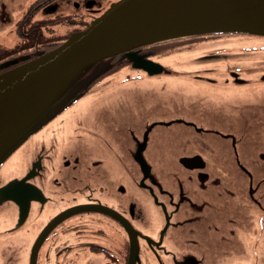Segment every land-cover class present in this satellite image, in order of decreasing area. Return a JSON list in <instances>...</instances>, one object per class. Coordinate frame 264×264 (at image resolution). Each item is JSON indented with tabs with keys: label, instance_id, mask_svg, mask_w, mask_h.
Returning <instances> with one entry per match:
<instances>
[{
	"label": "flooded vegetation",
	"instance_id": "af4514ba",
	"mask_svg": "<svg viewBox=\"0 0 264 264\" xmlns=\"http://www.w3.org/2000/svg\"><path fill=\"white\" fill-rule=\"evenodd\" d=\"M36 2L32 12L41 11L43 18L66 4L84 11V28L111 5ZM36 21L38 27L29 25L19 36L24 45L8 48L17 52L0 64L26 62L66 40L45 41L47 19ZM35 31L41 39H31ZM256 37L264 39L210 33L153 42L100 59L67 86L0 164L36 136L28 168L0 177V188L20 182L15 201L0 200V209L16 210L13 224L0 227V264H22L16 248L25 254L23 264L32 257L34 264H247L250 254L252 264H264V98L256 92L252 102L231 104L222 117L194 88L214 86L217 73L233 85H247L245 66H215L211 58L228 57L235 43L233 55L258 52L264 46L245 44ZM169 78H185L188 86L169 83L165 91ZM259 78L264 84V72ZM154 80L161 81L160 93L149 92ZM140 83L147 86L137 88ZM128 88L144 91L149 102H106L112 109L93 108L88 124L86 117L55 122L89 94ZM138 110L144 111L141 135L133 124ZM20 237L25 246L22 240L18 247Z\"/></svg>",
	"mask_w": 264,
	"mask_h": 264
},
{
	"label": "water",
	"instance_id": "95a60500",
	"mask_svg": "<svg viewBox=\"0 0 264 264\" xmlns=\"http://www.w3.org/2000/svg\"><path fill=\"white\" fill-rule=\"evenodd\" d=\"M210 33L264 37V0L111 3L86 28L53 49L0 73V164L35 128L67 82L87 66L153 42ZM19 184L12 180L1 187L0 200L15 201L13 192Z\"/></svg>",
	"mask_w": 264,
	"mask_h": 264
},
{
	"label": "rangeland",
	"instance_id": "374dc122",
	"mask_svg": "<svg viewBox=\"0 0 264 264\" xmlns=\"http://www.w3.org/2000/svg\"><path fill=\"white\" fill-rule=\"evenodd\" d=\"M74 0H70L72 2ZM102 4L104 5V8L106 9L112 1L115 0H100ZM36 0H0V49L4 48H12L14 45L22 44L26 40L18 39L19 36L22 37V34L27 33V28L29 25L32 27H38L40 22H37L36 20L40 19H47L45 24H48L50 26L49 28H44V40L47 42L50 41H57V40H64V38L68 37L71 33L78 31L79 29H84L83 21L88 20L89 16L86 15L84 11H76L72 5L66 4L63 9L58 10V14L49 17V18H43L41 11L37 15L34 16L33 14V7L35 6ZM67 15V17H64ZM34 16V17H33ZM35 24H33V23ZM42 25V22H41ZM247 46H264V39L260 37H256L253 40L250 39L246 41ZM236 45V46H235ZM238 45V46H237ZM239 44L235 43L229 50V53H232L231 55H228V57H215L211 58L212 60L216 61V65H231L234 66L242 64V66L246 67V72L242 75L244 78L248 79V83L245 86H237L233 85L231 82L225 81V76H222L221 73H217L216 76V83L214 86H209L207 84L198 83L195 89L199 90V93L204 95L206 105L207 103L215 108L217 110H220L216 114L221 115L224 117V112L229 111V108H231V104L236 105L244 102H252L256 97L254 93L261 94L264 98V84L260 81L259 74L264 72V67L260 64V62L264 61V49L260 51H251L248 52L247 55H233L238 50ZM1 51V50H0ZM192 52V54L187 55L188 58L183 59V64L187 62V60L191 59L192 57H197L199 55L200 50L198 52ZM212 53V51L210 52ZM190 56V57H189ZM236 58V59H235ZM229 59V60H228ZM177 63L173 62V65ZM174 67V69L176 68ZM177 68H180L178 66ZM224 69V67L222 68ZM184 82H179L178 79H167L168 82L167 86H165V91H169L166 88H169L172 84L175 85V83H180L182 86V89L185 90L187 88V80L185 78L181 79ZM262 83H260V82ZM153 84L148 85L149 92L154 93L155 89L157 93H160V87H161V81H153ZM166 82V83H167ZM172 83V84H169ZM137 88L141 87V89H144L147 85L145 83L136 84ZM137 88H128L127 91L125 89H115V90H121L115 91L110 90L109 92L105 93H99L95 92L92 94L87 95L82 100H79L75 105H73L70 110L65 112L63 115L59 116V118L55 121L58 122V120L63 119V121H72L74 119L78 118H85L87 119V124L91 122L90 120L93 118L92 112L93 108L102 105L106 110L112 109L111 106H107L106 102L112 103L113 101H128L130 99V102H133V98L138 97V102H149V98H147V93L144 91L139 92V89ZM136 91L137 93H135ZM162 97L164 96L163 93ZM142 97H145L142 99ZM163 100H166V96L163 97ZM144 112V111H143ZM142 110L135 111V121L134 125H136V135H141L140 132H138V128L142 125L143 122V113ZM102 116V113H99L96 115V117ZM115 118L113 119L115 123L117 122V117L114 115ZM113 115L106 116L105 118L112 119ZM104 118V116L102 117ZM139 118V119H138ZM113 124V122H112ZM50 126L47 125L46 128ZM44 128L42 133L48 132L49 130H45ZM35 135L28 139L25 145H23L19 150L15 152V154L12 155L10 160L0 169V177L9 176L12 177L13 175H17L21 170H26L28 168L29 164V158L33 152L34 146H35ZM140 173L136 175V181L139 179ZM16 220V210L14 211L9 206H5L2 209H0V227L1 226H7L10 224V226L13 224V222ZM202 224V223H201ZM30 228V222H28L25 226V229ZM23 237H20L19 241L17 242L18 247L20 246L21 241L23 240ZM23 246H25L26 241L23 240L21 243ZM17 254L20 253L21 255V263L23 264V250L16 248ZM250 262L247 264L254 263V254H250Z\"/></svg>",
	"mask_w": 264,
	"mask_h": 264
},
{
	"label": "trees",
	"instance_id": "16d2710c",
	"mask_svg": "<svg viewBox=\"0 0 264 264\" xmlns=\"http://www.w3.org/2000/svg\"><path fill=\"white\" fill-rule=\"evenodd\" d=\"M39 33L37 32V31H35V34H34V36L33 37H31V39L32 40H36V39H41V38H39ZM21 46H23L24 45V43H22V44H20ZM57 45H59V44H56V46ZM55 46V47H56ZM53 47V46H52ZM1 51H0V60L2 61V59H5V58H7V57H10L12 54H14V53H16L17 51H15L14 49H12V50H9L8 48H4V49H0ZM41 55V54H40ZM35 57H37V55L35 56ZM0 61V62H1ZM24 61L23 60H20V59H17L16 61H10V62H7L6 61V63H8L6 66H4V67H2V68H0V73H2V72H4V71H6V70H9V69H11V68H13V67H15V66H18L19 64H21V63H23ZM97 62V61H96ZM96 62H94V63H96ZM93 63V64H94ZM93 64H91V65H93ZM91 65H89V66H87L86 68H84L83 70H81L77 75H75L71 80H69L68 82H67V84L65 85V87L58 93V95L54 98V100H53V102L49 105V107L53 104V103H55V102H57L58 100H60L61 99V97L64 95V89L67 87V86H69V85H71L78 77H80L85 71H87L90 67H91Z\"/></svg>",
	"mask_w": 264,
	"mask_h": 264
}]
</instances>
